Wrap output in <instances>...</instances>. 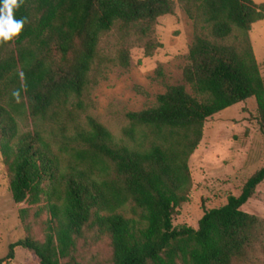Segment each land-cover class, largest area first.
<instances>
[{"label":"trees","instance_id":"1","mask_svg":"<svg viewBox=\"0 0 264 264\" xmlns=\"http://www.w3.org/2000/svg\"><path fill=\"white\" fill-rule=\"evenodd\" d=\"M180 3L203 32L190 50L185 85L155 107L129 113L118 142L89 117L85 94L107 64L128 68L135 42L156 41L158 20ZM19 37L0 42V152L26 237L18 247L41 264H85L82 250L108 242L112 264H264V219L243 207L264 183V168L239 196L206 210L197 229L176 226L189 201V161L205 123L255 99L264 136V78L250 35L264 21L254 0H18ZM117 36V58L101 43ZM162 75V73H160ZM189 86L194 94L187 90ZM44 240L35 238L34 226Z\"/></svg>","mask_w":264,"mask_h":264},{"label":"rangeland","instance_id":"2","mask_svg":"<svg viewBox=\"0 0 264 264\" xmlns=\"http://www.w3.org/2000/svg\"><path fill=\"white\" fill-rule=\"evenodd\" d=\"M254 1L264 4V0ZM202 32L201 25L192 21L177 2L173 14L158 20L154 38L162 46L151 56L146 54L149 39L135 42L128 68L112 63L104 66L101 74L92 73L97 84L84 96L81 123L87 126L88 118L92 117L109 129L116 141L122 142L131 126L129 113L155 107L158 97L169 87L185 85L184 68L189 64L195 38ZM249 35L264 78V21L256 23ZM101 50L103 55L116 59L117 36L105 37ZM187 90L194 94L189 86ZM189 166L192 189L189 201L178 209L175 225L197 229L206 210L220 208L227 204L230 196H239L245 183L264 168V136L256 100L235 105L209 119ZM243 210L264 219V183ZM34 234L35 238L44 240L39 225L34 226ZM25 237L19 207L13 200L9 172L0 152V258L5 259L10 246ZM81 254L85 264H112L107 241L82 250ZM4 264L41 263L34 252L18 247L15 258Z\"/></svg>","mask_w":264,"mask_h":264},{"label":"clouds","instance_id":"3","mask_svg":"<svg viewBox=\"0 0 264 264\" xmlns=\"http://www.w3.org/2000/svg\"><path fill=\"white\" fill-rule=\"evenodd\" d=\"M18 7V0H0V42H8L21 34L25 20H16L14 10Z\"/></svg>","mask_w":264,"mask_h":264}]
</instances>
